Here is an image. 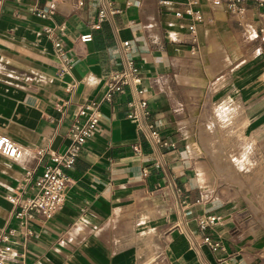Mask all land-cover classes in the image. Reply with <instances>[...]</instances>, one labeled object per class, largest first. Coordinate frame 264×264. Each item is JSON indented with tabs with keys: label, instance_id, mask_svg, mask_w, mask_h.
<instances>
[{
	"label": "crops",
	"instance_id": "1",
	"mask_svg": "<svg viewBox=\"0 0 264 264\" xmlns=\"http://www.w3.org/2000/svg\"><path fill=\"white\" fill-rule=\"evenodd\" d=\"M161 1L115 0L121 13L94 31L97 0L0 5V134L23 150L20 161L0 155V229L9 236L0 248H12L6 264H264L261 205L251 208L240 188L222 184L229 173L205 141L221 127L230 144H251L264 160V6L251 2L235 16L212 0ZM52 7L54 15H36ZM190 7L202 15L194 34L193 19L176 15ZM62 25L68 74L56 58ZM87 34L93 41L82 44ZM130 59L151 122L175 148L150 145L128 116L136 87H126L102 103L99 127L68 171L63 208L49 222L17 218L7 196L27 170L37 178L52 154L65 152L80 108L100 102L108 74ZM203 215L220 221L202 232ZM207 236L224 250L214 252Z\"/></svg>",
	"mask_w": 264,
	"mask_h": 264
},
{
	"label": "built area",
	"instance_id": "2",
	"mask_svg": "<svg viewBox=\"0 0 264 264\" xmlns=\"http://www.w3.org/2000/svg\"><path fill=\"white\" fill-rule=\"evenodd\" d=\"M51 1L54 6L55 3L65 0ZM97 1V19L91 25L92 31L101 29L105 22L121 13V10L115 6V0ZM141 1L136 0V3L140 4ZM251 2L258 6H264V0H212V3L216 6L225 5L226 10L235 16H244ZM2 3L3 0H0V5ZM84 4V1H80L79 7H83ZM161 4L169 5L170 2L162 0ZM54 14V7L36 12V15L41 18ZM176 15L178 17L186 15L193 19V24L189 27L191 34L196 32L195 24L202 21L200 12L193 10L192 7L187 8L184 13L178 12ZM58 30L60 35L55 40L56 58L58 64L64 67L63 73L68 74L73 65V60L68 56L62 40L66 33L65 25L60 26ZM92 41V34L80 38L82 44ZM123 47L127 50L130 49L131 42H124ZM126 87H136V97L128 103L130 110L128 116L137 123L138 130L143 133L150 145L154 149L175 148L176 145L165 140L159 128L151 122L149 103L140 98L144 94V90L141 89V72L134 60H127L123 69L114 70L108 74L101 101L88 102L80 108L77 119L69 129V145L65 152L52 154L50 161L45 165L43 173L37 178H35L34 170H27L13 193L7 196V200L19 210L17 218L27 221L39 217L44 222H49L63 208L71 185L68 171L75 165L84 146L95 135L102 119L100 110L102 103L112 102L114 97L121 94ZM67 90L70 92L73 87L69 86ZM134 149L136 152H140L139 147ZM44 154V150H39L36 156L39 160H42ZM0 155L10 160L20 161L23 157V150L9 137L0 134ZM219 221L220 218L216 216L203 215L198 219V226L204 232L213 228ZM204 242L214 252L224 250L221 242L214 241L208 236L205 237ZM1 243H9V236L3 229H0ZM11 250L12 248L9 246L4 249L0 248V264H6L5 254Z\"/></svg>",
	"mask_w": 264,
	"mask_h": 264
},
{
	"label": "rangeland",
	"instance_id": "3",
	"mask_svg": "<svg viewBox=\"0 0 264 264\" xmlns=\"http://www.w3.org/2000/svg\"><path fill=\"white\" fill-rule=\"evenodd\" d=\"M210 94L211 93H209V95ZM214 105H215L214 107H216L217 109H220L222 107L221 103L217 105L214 104ZM214 107L212 106V108ZM238 111L239 110L236 111L237 114H238ZM237 114H235L234 119L235 117H237ZM225 127L226 128L224 129H226V132H227L228 126L225 125ZM211 135L212 136H206L209 138V139L207 138L208 140L205 139L207 143L209 142L211 143L210 144L211 147L209 148L211 150L210 154L212 158L215 160V162L217 163L218 168L221 170H224L223 172L225 173L227 172L229 173L228 174L229 177L228 175H226L223 178L226 183H222V184H224V186L234 185L240 188L239 196L244 197L247 200V202L252 200L251 203L249 202L251 204L250 205L251 208L261 205L262 212L260 213V215L261 214L263 215L264 214V160L262 156L259 155V152H257L256 150L252 148L253 145L251 144L249 145V147L245 146L244 148L241 147L240 145L237 146L235 144L234 145L230 144L227 134L222 133L221 127L219 128V132L217 134L212 133ZM214 142L215 144H213ZM220 144L222 145L219 146ZM212 145H214V148L216 147L215 149H219V150L222 149L221 152H222V155L225 157V160H221L223 159L221 155H220V158L219 156L217 157V155H215V153L212 151V148H213ZM222 146L226 148V150L223 149ZM216 157L217 159H215ZM245 157L248 158V160H247L246 165L242 166L240 163H242L241 160L243 159L241 158H245ZM233 162H235V164ZM231 174L233 175V177ZM233 180L234 182H232Z\"/></svg>",
	"mask_w": 264,
	"mask_h": 264
},
{
	"label": "bare ground",
	"instance_id": "4",
	"mask_svg": "<svg viewBox=\"0 0 264 264\" xmlns=\"http://www.w3.org/2000/svg\"><path fill=\"white\" fill-rule=\"evenodd\" d=\"M214 115H215V114H214ZM221 122H222V121H221ZM219 126H220V125H219ZM205 131H206V130H205ZM215 132H216V131H215ZM214 134H215V133H214ZM216 134H217V132H216ZM206 138H208V137H206ZM212 138H213V137H212ZM215 138H216V137H215ZM208 139H209V138H208ZM208 139H207V140H208ZM219 139H220V138H219ZM217 141H218V139H217ZM219 141H220V140H219ZM223 141H224V140H223ZM212 142H213V141H212ZM216 143H217V142H216ZM207 144H209V145H207V146H210V147H211V145H210L211 143H210V142L207 143ZM213 144H215V142H214ZM218 144H219V143H218ZM218 144H217V145H218ZM212 146H213L212 151L215 153V155H217V157L219 156V158H220V155H221V157L223 158V159H221V160H225V157L222 155V152H221L222 149H221V150H219V149H215L216 147L214 148V145H212ZM219 146H221V144H220ZM219 146H218V147H219ZM219 148H220V147H219ZM207 149H208V148H207ZM223 149H224V148H223ZM208 150H210V149H208ZM217 157H216L215 159H217ZM219 158H218V159H219ZM234 159H235V158H234ZM219 161H220V160H219ZM241 161H242V160H241ZM244 161H245V160H244ZM233 163L235 164V162H233ZM238 163H239V162H238ZM240 164H243V163H240ZM220 165H221V163H220ZM225 167H226V166H225ZM237 169H238V167H237Z\"/></svg>",
	"mask_w": 264,
	"mask_h": 264
}]
</instances>
